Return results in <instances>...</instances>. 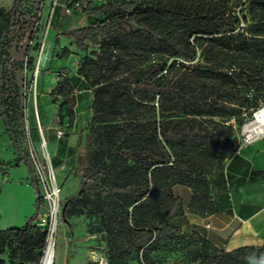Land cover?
Here are the masks:
<instances>
[{
    "label": "trees",
    "instance_id": "obj_1",
    "mask_svg": "<svg viewBox=\"0 0 264 264\" xmlns=\"http://www.w3.org/2000/svg\"><path fill=\"white\" fill-rule=\"evenodd\" d=\"M25 1L0 5V117L16 153L14 162L0 160V170L26 165L36 197L22 225L0 229V264L3 255L11 264H38L47 238L35 223L43 200L26 151L19 86L3 69ZM42 3L36 0L38 13ZM81 12L89 21L61 34L88 51L77 73L88 82L92 112L76 153L79 187L63 213L98 218L110 264L131 254L153 264L157 241L196 236L185 237L174 222L184 211L174 186L191 189L190 211H213L208 176L234 154L236 126L264 104V0L87 1ZM70 84L63 78L50 91L67 125L75 115ZM29 128L39 140L36 124ZM198 239V264H248L264 254V244L226 250Z\"/></svg>",
    "mask_w": 264,
    "mask_h": 264
},
{
    "label": "crops",
    "instance_id": "obj_2",
    "mask_svg": "<svg viewBox=\"0 0 264 264\" xmlns=\"http://www.w3.org/2000/svg\"><path fill=\"white\" fill-rule=\"evenodd\" d=\"M61 1L64 0H58L56 6L60 5L62 8ZM66 24V20L61 19L58 30L49 28L50 33L46 37L48 51L42 59V66L48 69L43 79L48 76L47 80H52L48 88L49 92L56 84L53 83L50 74L55 69L53 65L56 61L61 62L56 56L64 47L75 50V45L61 32L78 25ZM88 110H91V107H88ZM41 111V119H39L46 146L45 129L48 130L47 135L52 140L53 150L48 151L50 161L51 156L55 158L56 172L66 179L74 174L76 153L80 148L79 138L85 133L84 127L91 113L76 111L72 123L64 127L55 119H45L44 112ZM58 128L64 130L60 137L56 136ZM3 130L4 125L0 119V160L14 162L16 153ZM4 168L5 173L0 170V229L22 225L33 213L36 197L34 188L29 184L26 165L23 163L13 167L5 165ZM17 171H21L23 177H13ZM208 178L210 201L215 207L211 212L190 211L188 203L191 189L181 184H176L173 188L174 193L181 196L184 203L183 213L174 218V222L181 227L182 234L185 237L192 234L204 237L214 246L226 250L242 245L264 244V134L236 149L222 167L211 172ZM5 185L11 187L8 193L11 194L10 200L5 198ZM3 201L7 202V207H3L4 205L1 204ZM3 258L5 264H11L6 255Z\"/></svg>",
    "mask_w": 264,
    "mask_h": 264
},
{
    "label": "rangeland",
    "instance_id": "obj_3",
    "mask_svg": "<svg viewBox=\"0 0 264 264\" xmlns=\"http://www.w3.org/2000/svg\"><path fill=\"white\" fill-rule=\"evenodd\" d=\"M68 1L69 0H64L61 2L66 4ZM87 1L98 3L103 0H78L79 4L77 6L73 5V3L68 5V11H65L63 7L61 8L60 5H57L52 18L50 14L53 0H43L39 13L36 10V0H26L20 8V19L13 33L7 38V42L10 46L7 51L5 50V52H3L2 58L4 60V72L7 76H12L19 86L22 103L24 101L26 105L29 126L34 124L36 119L33 108L32 81L34 79L37 60L39 59L37 65L38 72L35 76L37 80L36 105L39 118L41 119L40 114L42 113L41 110H43L45 119H55V121L59 122L62 126L67 127V124H65L67 118L65 116L61 117L60 115L62 110L59 109L58 98L50 94L48 89L52 80H47L48 76L43 79L48 69L42 66V59L48 51V45L45 41L50 33L49 28L58 30L61 19L66 20V25H81L89 21V18L81 12L82 6ZM11 2L12 0H0V5L8 7ZM37 14H39L38 19L36 18ZM66 49L68 52L62 50L61 55L56 56L61 59V62L58 63V61L55 60L56 63L53 65V68L56 69H53L54 71L50 73L53 78V83L61 81L63 78L70 80L69 93L72 99H75L74 111L81 110L91 113L92 111L88 110L91 101V91L86 90L88 82L77 73V68L82 62L83 57L88 55V51L83 52L76 46L75 50ZM26 56H31L33 66L25 65ZM60 72H64V74ZM262 106H264V104L257 109ZM41 107L43 109H41ZM257 109L249 110L243 124L236 126L235 137L238 142L243 140L244 125L252 120L253 114ZM44 134L47 141V146L45 143V147L42 146L40 139L38 141L33 139L39 158L44 157L46 150L49 152L53 150L52 140L47 135V129H45ZM54 160L55 158L51 156V165L54 169L56 180L61 187V209L59 213L60 219L58 220L57 230L55 232L56 241L53 264H110L108 262L107 247L104 239L105 234L99 227L98 218L86 212L67 214L66 216L62 213L63 201L66 197L77 192L79 178L75 174L70 175L66 179L60 177L54 167ZM13 177H23V174L21 171H17ZM10 191L11 187H4L5 198H8V200H10L9 197L11 196V194H8ZM1 204L4 205L3 207H7L8 205L6 201L1 202ZM201 247L202 243L197 235L193 236L192 240L189 242L179 241L175 238L163 239L157 241L152 246L149 257L152 258L153 264H198V259H193V255H195V251ZM122 264H139V258L135 254H131L124 259Z\"/></svg>",
    "mask_w": 264,
    "mask_h": 264
},
{
    "label": "built area",
    "instance_id": "obj_4",
    "mask_svg": "<svg viewBox=\"0 0 264 264\" xmlns=\"http://www.w3.org/2000/svg\"><path fill=\"white\" fill-rule=\"evenodd\" d=\"M73 3V5H78L79 2L78 0H69L68 3ZM53 5L51 8V13L53 11V7L57 4V0H53ZM68 3L63 4L62 7L64 8L65 11L69 10ZM51 16V14H50ZM38 62L39 59L37 60L36 64V70L34 73V79L32 81L33 83V102H34V113H35V124L37 126L39 136H40V141L42 146L45 147V140L42 134V125L41 121L39 119V113L36 105V99H37V91H36V74L38 72ZM58 98H60L58 96ZM23 113H24V119H23V127H24V134H25V139H26V151L28 154V159L30 163V167L32 169V173L34 175L35 181L37 188L41 194L43 204L41 206V210L39 211V214L35 220V223L37 227L42 230L46 231L47 233V238H46V243L42 251V255L40 258V261L38 264H44L45 256L48 250L49 242L51 238L55 235L56 228L58 225V220L59 218V213H60V192H61V187L58 184L55 174H54V169L51 165L50 161V154L46 150L45 155L43 158H39L36 148L34 145V141L31 138L30 135V126L28 123L27 119V114H26V105L25 102L23 101ZM245 132V135H244ZM243 132V140L242 141H237L238 146L236 149H239L244 143H248L249 141L253 140L254 138L264 134H258L255 136H251L247 131ZM64 133V130L62 128L56 129V136L60 137Z\"/></svg>",
    "mask_w": 264,
    "mask_h": 264
},
{
    "label": "bare ground",
    "instance_id": "obj_5",
    "mask_svg": "<svg viewBox=\"0 0 264 264\" xmlns=\"http://www.w3.org/2000/svg\"><path fill=\"white\" fill-rule=\"evenodd\" d=\"M244 131H247L251 136L264 133V106L260 107L254 112L252 120L244 125ZM55 241L56 234L49 242L44 264H53L54 262Z\"/></svg>",
    "mask_w": 264,
    "mask_h": 264
},
{
    "label": "clouds",
    "instance_id": "obj_6",
    "mask_svg": "<svg viewBox=\"0 0 264 264\" xmlns=\"http://www.w3.org/2000/svg\"><path fill=\"white\" fill-rule=\"evenodd\" d=\"M248 264H264V254L259 258H256L255 256L248 257Z\"/></svg>",
    "mask_w": 264,
    "mask_h": 264
},
{
    "label": "water",
    "instance_id": "obj_7",
    "mask_svg": "<svg viewBox=\"0 0 264 264\" xmlns=\"http://www.w3.org/2000/svg\"><path fill=\"white\" fill-rule=\"evenodd\" d=\"M63 211H64V206L62 207V213H63Z\"/></svg>",
    "mask_w": 264,
    "mask_h": 264
}]
</instances>
